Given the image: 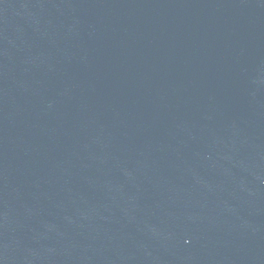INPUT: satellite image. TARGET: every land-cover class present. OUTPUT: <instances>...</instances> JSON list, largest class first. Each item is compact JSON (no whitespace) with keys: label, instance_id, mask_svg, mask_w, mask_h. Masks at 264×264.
<instances>
[{"label":"water","instance_id":"1","mask_svg":"<svg viewBox=\"0 0 264 264\" xmlns=\"http://www.w3.org/2000/svg\"><path fill=\"white\" fill-rule=\"evenodd\" d=\"M0 264H264V0H0Z\"/></svg>","mask_w":264,"mask_h":264}]
</instances>
